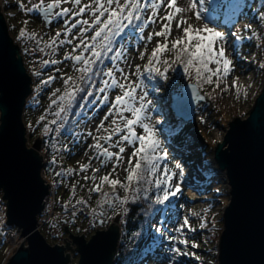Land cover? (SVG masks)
Listing matches in <instances>:
<instances>
[{
    "label": "rangeland",
    "instance_id": "1",
    "mask_svg": "<svg viewBox=\"0 0 264 264\" xmlns=\"http://www.w3.org/2000/svg\"><path fill=\"white\" fill-rule=\"evenodd\" d=\"M246 1L249 8L243 9L242 14L237 16V22L230 27L219 28L227 36V42L224 45L226 48V56L233 61L232 67L234 69L232 74L220 83L219 87L215 84H201L194 77L189 78L186 75L184 76L180 70L169 71L171 74L168 76V81L176 78V85H180L181 89L188 84H195L198 86L199 92L206 98V101L199 102L195 107L193 117L189 121L191 123L183 127L189 136V150L183 148L186 146L185 143H182L183 145L180 146L172 145L168 142L169 136L161 130L165 121L164 117L155 111L156 100L150 92L149 84L145 81V90L148 92L149 99L153 102V111L151 113L152 123L160 129L162 145L165 151L168 152V166L175 169L176 164L180 165V169L175 170L183 171L184 184L182 185V195L166 209L161 205H156L151 202V196L148 199L142 196L136 199L138 202L143 200L144 209L142 214L145 216V221H148L150 218L153 219L150 223L144 225V233L133 236L131 240L132 247L136 251L132 255V264H170V261L171 264H218L219 240L223 231L224 211L230 201V187L225 172L219 169L214 160L215 148L223 141L230 121L237 117L246 119L249 116L255 100L264 86V1ZM83 2H89V0H83ZM180 2L182 5L184 4V0H180ZM0 3L2 13L9 26L10 34L16 42L15 44L20 47L21 52L25 51L26 48L30 49L29 53H27L28 56L25 54L22 56L28 72L33 75V88L35 84L39 91H43L41 102L34 101L30 106V115L26 118L24 115L28 145L31 146L37 140H42L38 136L41 123H39L38 119L42 115H47V119H53L50 111L54 106H51L50 109L46 108L48 100L53 98L52 93L55 89L59 88L61 91L64 89L63 78L66 75L73 77L79 75L73 69V61L64 59L65 54L71 52L73 47V44L68 43V40L72 39L71 36L62 35L59 37V40L64 41V43L60 44L58 42L57 45L49 47L48 49L43 48V51L40 48L38 51H34L37 38H33L32 35L36 33L38 37L45 39L46 43L47 41L51 42L53 39H56L57 32H64L65 21L74 23L75 20H73L71 13L62 19L53 16L50 26L46 27L40 13L30 10L39 3V0H0ZM19 5H23V7L21 8ZM210 6L209 4L208 8L212 7ZM61 7L70 8L73 12L76 10V6L71 3H64ZM204 7L206 6L204 5ZM161 14H163V10ZM185 15L189 17V23L197 28L202 27L203 23L209 22L208 20H196L191 12ZM204 16L207 17V14L204 13ZM82 18L89 17L86 13L83 17H76L75 19ZM25 25L28 27H25ZM249 25L251 26L250 30L247 27ZM209 26H213V24L209 23ZM23 30L28 31V36L25 35L23 37L20 35V32ZM154 30H159V24L155 26L150 25L143 35L147 37ZM76 31V29H73V34ZM178 34L175 30V23H173V36L169 39L175 38ZM237 35L240 37L239 40L236 39ZM157 40L162 42L163 38H154L150 43L147 40L140 41L134 37L132 40H125L128 65L131 67L129 68L127 65L121 66L125 67L128 71H134L136 65H139L143 69V66L147 63V57L151 55V50L155 47ZM73 43H78V41L73 40ZM144 45H147L146 49ZM53 47H55V51H53ZM47 53H49L48 57H46ZM142 53L145 54V59L143 60L139 58ZM49 57H51L50 59L61 61V63H57L46 71L43 63ZM163 57V59L167 60L172 59L170 53H165ZM173 67L175 68V65ZM210 67L215 68L216 66L210 65ZM50 76H54L56 79L45 86L42 81L47 80ZM131 78L136 79L135 76ZM236 78H239L238 84L240 85L241 93L239 99L237 98L235 88L231 87ZM215 79L213 77V80ZM97 84L99 85V81H97ZM114 95L115 91L110 93V97ZM107 108V104L96 101L84 119L87 121L83 129L81 128L79 132H69L68 136L57 134L56 141L53 143L54 152L52 150L51 153V157L54 156L55 159L53 168L54 173L60 181L58 185L55 182H51V185L55 188L53 191L54 196H52V204L54 199V211L57 213L54 215L52 222L46 228H41L40 230L51 245L67 244V239L70 240V236L58 225L68 227L69 232L73 235H84L87 240L97 230H103L115 223L116 219H119L118 225L122 228L120 210L123 205L119 201L116 202L114 208L105 206L103 216L93 214L92 212L88 214L83 213L81 211L82 208H86L83 205L76 204V201L80 197L78 193L80 191L79 189H81L84 195V193H89L88 188L92 185L91 181H85L83 179L84 175L91 176L92 170L89 169L87 173H84L80 170V166L91 163L92 168L101 167L100 161L93 159L97 153L92 145L96 143L94 137L106 135L103 130L97 131L101 122L109 130L112 127L110 123L111 117L108 121H103V116ZM125 115L129 114L126 113ZM75 118L79 119V115H76ZM84 120L82 119L80 122H84ZM161 120L163 124L158 123ZM27 124L29 126L31 125V129H29ZM137 131L140 132L141 130L138 128ZM88 133H92V135L90 136ZM125 146L128 147V153H130L131 147ZM44 148L42 143V149L39 153L44 159L45 168L49 158ZM110 150L116 151L115 148H110ZM45 153L46 160L43 156ZM128 153L124 154L125 160L122 161L121 167L117 169L119 177L122 180L125 177L123 169L127 163L126 157ZM69 156L71 157L67 162L66 160ZM66 164L72 169H75L77 173L73 175L72 172L64 170V168H69L65 166ZM111 168L112 164L109 162L107 167H101V172L97 173V175L106 174L111 171ZM113 175L115 176V173ZM190 175H193L197 183L201 184L198 188L190 187L187 183V176ZM76 182H79L81 187L75 189V195H73V188ZM47 183L49 182L47 181ZM117 192L121 196L124 195L123 190L120 188L117 189ZM91 195L95 196L96 193H92ZM4 203L2 193H0V264H6L12 257V249L16 250L19 244H22L24 241L16 227H10L12 232L6 233L7 230L4 226L6 221V208L4 209ZM65 203L68 204L66 205L67 207L64 206ZM73 209L76 210L70 213V210L72 211ZM84 211H87V209ZM72 213L74 217L71 215ZM184 217L188 218L192 231H189L187 227L184 228L183 233L174 231L173 225L181 223ZM101 220L103 224L99 226V221ZM64 221H66L65 224ZM161 221H166V223L161 224ZM54 223H58V225ZM157 227H164L167 231L161 235L156 232ZM13 235H17L14 244L12 241ZM57 235L60 236V239L57 238ZM170 235L176 236L178 240L187 239L189 242L187 247L182 243L169 240L168 237ZM55 237L57 239L54 241L55 244H53ZM15 243L17 244L15 245ZM120 243L121 240L119 246ZM72 245L71 243L70 247L74 251L75 245H73L74 247ZM193 245L196 246L194 247ZM172 247H179L187 254L174 255L170 252V248ZM146 253L150 255L145 257ZM73 254L74 258L71 264H77L79 255L77 253Z\"/></svg>",
    "mask_w": 264,
    "mask_h": 264
},
{
    "label": "snow or ice",
    "instance_id": "2",
    "mask_svg": "<svg viewBox=\"0 0 264 264\" xmlns=\"http://www.w3.org/2000/svg\"><path fill=\"white\" fill-rule=\"evenodd\" d=\"M64 3L74 4L76 10L73 12L70 8L61 7ZM206 3L212 6L210 16L207 17L204 13L210 10L204 7ZM244 6V0H184L183 5L180 0H39V3L30 9L49 20L52 16L62 19L70 13L75 20L74 23L65 21L64 32H57L56 39L47 45L52 47L58 42L62 44L64 41L59 40L60 36H71L72 39L68 40V43L73 44V47L71 52L65 54L64 59L73 61V69L79 75H66L63 78V92L58 88L52 93L54 98L51 99V106L54 108H51L50 115L53 119L47 120V115L40 117L41 121L47 120L45 131L58 132L63 128L69 109L78 102V98L81 106L89 103V97H92L93 104L100 101L108 105L103 121H108L111 117L112 127L109 130L101 122L97 131L103 130L106 135L94 137L96 143L92 147L97 153L93 159H98L101 167H107L111 162V171L97 175L101 172V167L92 168L91 163L80 166L84 173L92 170L91 176L83 177L85 181L92 182L88 188L89 198L92 193L99 195L100 211L91 209L93 214L103 216L104 205L114 208L117 201L124 205L130 199L135 201L141 196L145 199L151 196V202L166 209L182 195L184 173L182 170H175L180 169L179 164H176L175 169L168 166V152L162 145L160 129L152 123L153 102L145 90V76L149 79L160 77L167 80L170 70H180L201 84H215L219 87L234 70L233 61L226 56L224 45L227 36L219 28L234 25ZM19 7L22 8L23 5ZM188 12L198 21L209 22L197 28L189 23V17L185 15ZM86 13L89 18L75 19L83 17ZM173 23L179 34L169 39L173 36ZM209 23L213 26H209ZM157 24L158 31L150 32L147 37L143 35L150 25ZM247 27L250 30L251 26ZM73 29L77 30L75 34ZM133 33L140 41L147 40L150 43L154 38H163V41L157 40L143 69L136 65L134 71H128L121 65L131 67L128 65L125 40L132 39ZM21 36H24L23 31ZM236 39L239 40L240 37L237 35ZM73 40L78 43H73ZM144 47L146 49L147 45ZM165 53H170L172 59H163ZM139 58L145 59V54L142 53ZM45 63L57 64L61 61L53 59ZM210 65L216 67L212 68ZM133 76L136 79H132ZM213 77L216 79L213 80ZM55 79L56 77L50 76L42 83L47 86ZM238 79L233 81L231 87L235 88L239 99L241 93ZM113 91L115 95L110 97ZM193 92L195 93V85ZM126 113L129 115H125ZM158 123L163 124V121ZM51 125L56 128L52 129ZM138 128L140 132L137 131ZM88 135L91 136L92 133ZM125 145L131 147L130 153ZM110 148H115L116 151H111ZM125 153L128 155L123 169L125 177L122 180L117 169L125 160ZM105 187L111 191H105ZM118 188L123 190V196L117 192ZM76 204L87 207L88 200L82 198L77 200ZM160 223L165 224L166 221ZM185 227L192 231L187 217H184L181 223L173 225V230L183 233ZM165 231L167 229L164 227L156 228V232L161 235ZM168 239L182 243L185 247L189 243L187 239L178 240L174 235H170ZM170 252L177 256L187 254L179 247L170 248Z\"/></svg>",
    "mask_w": 264,
    "mask_h": 264
},
{
    "label": "water",
    "instance_id": "3",
    "mask_svg": "<svg viewBox=\"0 0 264 264\" xmlns=\"http://www.w3.org/2000/svg\"><path fill=\"white\" fill-rule=\"evenodd\" d=\"M40 16L49 27L53 16L50 20ZM33 79L0 3V193L6 226L16 227L25 242L6 264H71V255L66 254V249L73 251L70 243L77 248V264H113L121 240L119 219L89 240L68 232L72 242L66 247L51 245L39 230L38 218L46 208L51 184L43 175L42 140L29 146L24 122ZM194 85L188 84L173 96L172 110L184 122L192 119L199 102L206 101L197 85L193 92ZM214 160L230 187L218 264H264V86L249 116L230 121L215 148Z\"/></svg>",
    "mask_w": 264,
    "mask_h": 264
},
{
    "label": "trees",
    "instance_id": "4",
    "mask_svg": "<svg viewBox=\"0 0 264 264\" xmlns=\"http://www.w3.org/2000/svg\"><path fill=\"white\" fill-rule=\"evenodd\" d=\"M262 1H264V0H262ZM244 4H245V6L243 9L249 8L246 0H244ZM205 6H206V8H208L209 4L206 3ZM209 10L210 11L208 13H205V14H207V16H210L211 8H209ZM25 27H28V26L25 25ZM23 32H24V36L25 35L28 36V34H29L28 31L23 30ZM34 34H35V38H37L36 44L34 45V48H35L34 51H38L39 48L40 49H43V48L48 49L49 46H47V45H49L51 42L47 41V43H46L45 39L38 37V35L36 33H34ZM20 35H21V32H20ZM29 36H31V35H29ZM133 37L135 38L134 33H133ZM128 41H129V39H128ZM14 43H16V42L14 41ZM29 51H30V49L26 48L25 51L21 52V54L22 55L25 54L28 56L27 53H29ZM48 56H49V53L46 54V57H48ZM50 58L51 57L47 58V60H45V61L53 60ZM54 58H56V57H54ZM45 61L43 64L45 67L44 69H46V71H47V69H50L51 67L56 65V64H51V63H45ZM181 73L185 76L183 71H181ZM170 74L171 73L168 72V76ZM145 81L149 84L150 92L152 93V95L154 96V98L156 100L155 111L157 113H159L162 117H164L165 121H164V125L161 127V130L169 136L168 142L172 145L175 144V145H180V146L183 145L182 143H185L186 146L184 145L185 147H183V148H186L189 150V148H190V143H188L189 136L183 127H185V125L190 124L191 122H184L182 119L178 118L176 116L175 112L172 110L173 96L175 94L179 93V91L181 90V86L176 85V81H177L176 78L174 80L170 79L168 81V79L164 80V79H161L160 77H153V78L149 79V78H147V76H145ZM61 92H63V90ZM42 93H43V91L42 90L39 91V89H37V87L34 84L33 94L29 98V100L27 102L26 110L24 112L25 118L30 115V106L32 105V103L34 101L35 102L36 101L41 102ZM88 100H89L88 104L81 106V104L79 102V98H78V102L69 109V115L65 118L66 119L65 126L63 128H61L58 132L57 131H49V132L45 131V126L47 124V120H51L52 118H49L45 121H41L40 118L38 119L39 123L41 122L40 127H39V135L38 136L41 137L43 146L45 147L46 153H47L48 158H49V161L46 163V167L44 168L43 175H44L45 179L50 184H51V182L52 183L55 182V184L58 185V183L60 182L58 180L59 179L58 176L54 173V168H53V164L55 163L54 156L51 157V153L53 150V143L56 141V136H57V134H59V135L62 134L63 136H68L69 132H71V133L76 132V131L79 132L81 130V128L83 129V127L87 121L84 119L86 118L88 112L90 111V108L93 106V103H91L92 97H89ZM46 108L47 109L51 108V100H48ZM76 115H79V119L75 118ZM82 119L84 120V122H80ZM81 124H82V127H81ZM28 127H29V129H31L30 128L31 125L30 126L28 125ZM50 127L52 129L56 128L55 125H51ZM53 152H54V150H53ZM70 157L71 156H69L67 158V160H66L67 162H68V159ZM65 166L66 167L68 166L69 168H67V169L64 168V170H68V171L75 170V169H72L67 164ZM202 171H203V169H202ZM70 172H72V171H70ZM75 173H77L76 170L73 173V175ZM80 187H81V185L79 184V182H76L74 188L79 189ZM53 188H54V186H53ZM79 190H80L78 192L80 195L79 199L83 198V199L88 200V206L87 207L83 206V207H85L88 212H92L91 209H97V212H99V210H100V208L98 206L99 195L98 194H96L95 196L91 195V197L89 198V193H84V195H83V193L81 192V189H79ZM105 191H111V189L105 187ZM66 205H68V204L65 203L64 206H66ZM105 206H107V205H104V208H105ZM5 208L6 207H5V203H4V209ZM76 209H73L72 211L70 210V213L74 212ZM143 209H144L143 200H140V202H138L136 200L132 201L131 199L129 200V202L127 204H124L123 207L121 208V210H120V212H121L120 217H121V223H122L121 243H120V246H119L117 253L115 254L114 264H132V262H131L132 261V255L136 251L134 250V247H132L131 240H132L133 236H135L139 233H144V229H143L144 225L146 223H150L153 219V218H150L148 221H145V216L142 214ZM71 215L73 216V213ZM55 217H57V216H55ZM54 224L58 225V223H54ZM4 226L6 227V230H7L6 233L12 232L11 231L12 229H10V227L6 226V221L4 223ZM58 226H60L64 232H65V230H66V232H69V229L66 226H62V225H58ZM67 234L70 236L69 233H67ZM59 237L60 236L57 235L58 239H60ZM57 238L55 237V239L53 240V244H55L54 241ZM67 240L70 241L69 239H67ZM74 251H75V253H77L76 247H74ZM149 255H150L149 253H146L145 257H148Z\"/></svg>",
    "mask_w": 264,
    "mask_h": 264
},
{
    "label": "built area",
    "instance_id": "5",
    "mask_svg": "<svg viewBox=\"0 0 264 264\" xmlns=\"http://www.w3.org/2000/svg\"><path fill=\"white\" fill-rule=\"evenodd\" d=\"M44 150L46 151L45 148H44ZM43 156H44V158L46 160V153ZM53 191H54V188H53V185H51L50 195H49V197L46 200V208H45L44 212L42 213V215H40L39 218H38V221H39V230H41V228H43V229L46 228L51 223L52 219L54 218V215H56V213H57V212L54 211V199H53V204H52V198H53L52 196H54L53 195ZM84 210H86V209L82 208L81 211L83 213H86V214L89 213L88 211H84ZM14 236H16V239H17V235H13V237ZM13 237H12V240H13ZM70 242H72V241L70 240ZM23 243H24V241H23ZM68 243H69V241H68ZM13 244H14V242H13ZM16 244L17 243H15V245ZM20 245L21 244H19V246L16 248V250L20 247ZM61 246L66 247L67 244L66 243H62ZM13 250L14 249H12V252H11L12 255L16 252V250H14V252H13ZM69 253L71 255L70 256V260H71V263H72L73 262V258H74V254H73L74 252L72 250L66 249V254H69Z\"/></svg>",
    "mask_w": 264,
    "mask_h": 264
},
{
    "label": "bare ground",
    "instance_id": "6",
    "mask_svg": "<svg viewBox=\"0 0 264 264\" xmlns=\"http://www.w3.org/2000/svg\"><path fill=\"white\" fill-rule=\"evenodd\" d=\"M187 183L190 185V187L198 188L201 184H198L195 177L193 175L187 176L186 179ZM121 229V228H120ZM13 242L16 241V236L13 237Z\"/></svg>",
    "mask_w": 264,
    "mask_h": 264
},
{
    "label": "clouds",
    "instance_id": "7",
    "mask_svg": "<svg viewBox=\"0 0 264 264\" xmlns=\"http://www.w3.org/2000/svg\"><path fill=\"white\" fill-rule=\"evenodd\" d=\"M45 178V177H44ZM120 231H121V229H120ZM114 264V263H113Z\"/></svg>",
    "mask_w": 264,
    "mask_h": 264
},
{
    "label": "flooded vegetation",
    "instance_id": "8",
    "mask_svg": "<svg viewBox=\"0 0 264 264\" xmlns=\"http://www.w3.org/2000/svg\"><path fill=\"white\" fill-rule=\"evenodd\" d=\"M66 233H68V232H66ZM74 247V246H73Z\"/></svg>",
    "mask_w": 264,
    "mask_h": 264
}]
</instances>
